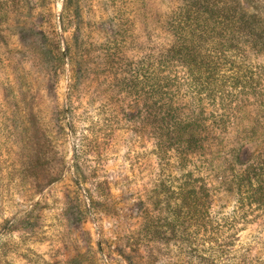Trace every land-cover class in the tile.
Returning a JSON list of instances; mask_svg holds the SVG:
<instances>
[{
  "label": "rangeland",
  "instance_id": "obj_1",
  "mask_svg": "<svg viewBox=\"0 0 264 264\" xmlns=\"http://www.w3.org/2000/svg\"><path fill=\"white\" fill-rule=\"evenodd\" d=\"M186 2L0 0V264H264V205L227 191L242 169L223 159L242 143L264 164V54L247 55L258 95L220 155L186 167L158 160L144 99L138 111L116 83L167 42ZM179 77L176 104L189 106ZM187 173L209 189L203 214L181 206Z\"/></svg>",
  "mask_w": 264,
  "mask_h": 264
},
{
  "label": "trees",
  "instance_id": "obj_2",
  "mask_svg": "<svg viewBox=\"0 0 264 264\" xmlns=\"http://www.w3.org/2000/svg\"><path fill=\"white\" fill-rule=\"evenodd\" d=\"M164 33L167 42L139 62L127 65L124 78L116 79V83L136 95L138 111L144 99L149 139L158 160L175 157L186 167L197 156L220 155L224 149L220 142L229 139L235 114L243 110L250 97L258 95L257 72L246 59L250 52L264 54V17L257 0H187L166 22ZM180 71L193 93L189 106L176 104L173 88L178 90ZM208 105L212 107L210 113L206 112ZM67 112L71 114V104ZM243 148L239 143L223 158L242 169L236 176L237 188L224 183L231 193L245 189L248 203L262 206L264 164L261 170L254 168L247 153H241ZM191 177V173L184 175L178 193L185 216L203 214L199 208L209 198L206 184L196 185ZM184 241L190 239L185 237ZM200 259L201 264H207Z\"/></svg>",
  "mask_w": 264,
  "mask_h": 264
}]
</instances>
